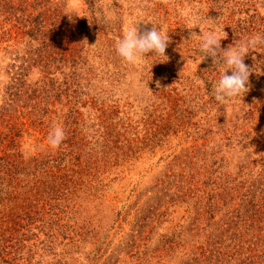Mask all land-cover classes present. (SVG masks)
<instances>
[{
	"label": "rangeland",
	"instance_id": "rangeland-1",
	"mask_svg": "<svg viewBox=\"0 0 264 264\" xmlns=\"http://www.w3.org/2000/svg\"><path fill=\"white\" fill-rule=\"evenodd\" d=\"M66 1L70 13L65 22L80 20L87 14L85 0ZM175 1L180 2L176 6L177 16L186 29L184 35L180 33L179 43L171 45L176 47L170 55L175 59L177 72L184 70L187 74L196 67V63L186 59L180 51L185 46L198 43L195 38H190L193 32L200 35V28H188L195 23L205 30L208 27L217 29L221 35L228 26L234 44L254 33L264 34V0H227L223 10L217 15L209 13L208 19H205V12L197 0H163L162 3L173 6ZM99 4L104 12L103 22H112L108 30L120 26L116 32L118 36L112 38V52L116 57L115 41L129 23L139 21L138 28L142 32L145 27L150 29L149 21L158 17L163 30L166 29L167 16L161 10L154 12L153 9V6L160 5L158 0H99ZM95 15L100 18L101 14ZM144 22L149 23L145 25ZM92 42L96 43L95 40ZM10 43H0V48H3L0 49V57H12L14 49H6ZM263 47H257L244 57L247 66H254L246 85L248 91L224 104L215 99L212 106L206 104L204 111L212 109L216 120L211 132L195 141L190 137L194 126H165L168 125L166 121L160 119L165 98L155 99L147 91L146 86H152L153 80H145V74L141 73L146 64L148 68L147 58L135 65L123 62L126 66L123 85L116 86L105 95L103 81L99 85L97 82L92 101L78 104L79 113L84 119H93L94 102L101 106L105 97L117 101L116 128L119 127L122 136L111 137L107 144L108 152H111L109 161L101 162L99 172L92 175L88 187L78 184L79 191L69 200L71 212L66 222L73 227L69 235L73 240L57 246L53 255L38 250L32 264H52L53 259L63 264H205L204 260L212 264H234L253 240L263 239L264 214L250 212L256 207L249 210L247 207L250 205L240 207L241 215L238 216L232 205L234 202L221 196L222 200L213 212L203 214L199 210V206H203V210L211 207L209 200L215 197V192L227 190L231 193L233 180L243 179L246 184L250 180H259L263 189L264 59L257 56V53L262 54ZM70 65L58 70L59 64L54 63L50 68L56 84L67 75L71 76ZM30 73L37 77L38 72ZM194 84L189 81L185 85ZM181 90L186 92L188 88L182 87L168 99L183 100ZM188 107L178 108L186 110ZM197 112L202 116V109ZM75 116V120L67 117L63 120L56 112L50 116V125L62 126L67 132L68 127L75 128L78 122L84 123L81 116ZM153 117H156L157 128L152 125L150 133L143 139L144 128L146 130L148 125L143 126L141 120L145 118L149 122ZM129 124L132 126L129 129L124 127ZM67 138L66 134L65 142ZM202 142L209 145L213 155H208L207 148L200 146ZM117 147L120 152L125 150L126 160L113 159L118 152ZM26 149V155L34 150L29 146ZM254 150L260 152L254 154ZM174 160L181 165L180 168L171 169L170 162ZM79 178L82 183L83 175Z\"/></svg>",
	"mask_w": 264,
	"mask_h": 264
},
{
	"label": "trees",
	"instance_id": "trees-1",
	"mask_svg": "<svg viewBox=\"0 0 264 264\" xmlns=\"http://www.w3.org/2000/svg\"><path fill=\"white\" fill-rule=\"evenodd\" d=\"M158 2L160 5L153 6V9L154 12L161 10L167 16L166 29L163 30L158 17L151 22L168 33L170 43L165 55H170L176 48L171 45L178 44L180 33L184 35L186 30L177 16L176 6L180 2L175 1L173 6L171 3L167 6L163 0ZM226 2L197 0L205 12V19L209 18V13L217 15ZM67 5L66 0H0V43L11 41L6 49H14L11 58L0 57V264H32L38 250L53 255L57 246L73 240V236H69L73 227L66 222L71 212L69 200L79 191V185L88 187L92 175L99 172L102 163L109 161L111 152H108L107 144L111 137L122 136L119 127L116 128L117 101L105 97L101 106L94 102L93 119H84L78 105L92 101L97 82L99 85L103 81L104 95L123 85L126 66L112 52L113 39L118 36L116 32L120 26L108 30L112 22H103L104 12L99 8V0H85L87 14L80 20L65 22L70 13ZM98 12L100 18L95 15ZM224 31L227 38L221 40V48L227 49L234 44V38L230 36L228 26ZM91 40L96 43H90ZM180 51L186 59L196 63L193 71L187 74L184 70L177 72L175 59L170 55L164 63L159 62L162 57H148V68L146 64L141 73L145 74V80L153 79L152 86H146L147 91L155 99L165 98L160 111V119L168 124L165 126L190 124L194 126L190 137L195 141L210 133L216 120L212 109L204 111L203 107L213 105L214 85L222 65L213 64L211 57L202 61L204 54L199 51L198 43ZM257 56L264 59V47L262 54L257 53ZM54 63L59 64L58 70L70 63L72 67L71 76L67 75L59 84L51 74ZM248 67L254 71V66L249 64ZM30 72H38L37 77H32ZM228 74H231L230 70ZM189 81L195 84L185 85ZM184 86L188 90H181L183 100L168 99ZM90 104L87 107L90 108ZM184 105L189 107L186 110L178 108ZM201 109L204 111L202 116L197 112ZM56 112L63 120L66 117L75 120V114L81 116L85 125L78 122L75 128L68 127V143L63 141L64 146L61 144L53 149L47 137L52 129L50 116ZM155 119L146 122L147 119L142 118V125H148L146 130L144 128L143 139L150 133L152 125L156 127ZM90 121L94 123L89 124ZM124 127L129 129L132 126ZM28 146L34 150L26 155ZM200 146H205L206 153L213 155L205 142ZM117 149L113 159L126 160L125 150L120 152ZM256 152L260 151L254 150V154ZM180 166L176 160L170 162L171 169ZM82 175L84 182L82 178L81 183L79 177ZM231 185V193L227 190L215 192V197L209 200L211 207L203 210V206H199V210L203 214L213 212L222 196L234 202L232 205L238 216L241 215L240 207L247 205H250L247 210L256 207L255 211H250L254 215L264 214V186L261 190L259 180H250L248 184L243 179L233 180ZM253 241L234 264H264V237ZM203 263L212 264L209 260ZM52 264L63 263L53 259Z\"/></svg>",
	"mask_w": 264,
	"mask_h": 264
},
{
	"label": "clouds",
	"instance_id": "clouds-1",
	"mask_svg": "<svg viewBox=\"0 0 264 264\" xmlns=\"http://www.w3.org/2000/svg\"><path fill=\"white\" fill-rule=\"evenodd\" d=\"M71 19V17H69ZM152 27L141 32L138 28L139 21L129 23L123 30L121 37L115 41L116 54L127 64L135 65L148 57H162L159 61L164 63L168 57L165 55L166 48L170 43V37L156 23L149 21ZM149 22H144L147 25ZM198 26L201 35L191 33V38L198 41L199 51L203 58L211 57L213 64L222 65V71L218 81L214 85V98L217 102L224 104L236 97L243 96L248 91L249 76L251 69L244 63V57L257 47L264 46V34L254 33L227 49L221 48V40L227 38V33L208 27L202 28L199 23L188 27L189 29ZM189 40V41H190ZM93 46V45H92ZM152 53L151 56L148 54ZM231 74H228V72ZM159 86V82H157ZM48 143L51 148L57 149L66 139V131L62 126L55 125L48 133Z\"/></svg>",
	"mask_w": 264,
	"mask_h": 264
}]
</instances>
